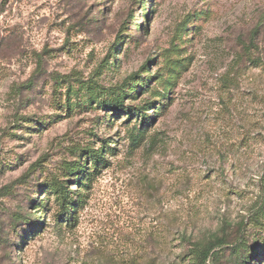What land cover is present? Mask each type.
Wrapping results in <instances>:
<instances>
[{"label": "rangeland", "instance_id": "obj_1", "mask_svg": "<svg viewBox=\"0 0 264 264\" xmlns=\"http://www.w3.org/2000/svg\"><path fill=\"white\" fill-rule=\"evenodd\" d=\"M217 240L264 264V0H0V264Z\"/></svg>", "mask_w": 264, "mask_h": 264}, {"label": "trees", "instance_id": "obj_2", "mask_svg": "<svg viewBox=\"0 0 264 264\" xmlns=\"http://www.w3.org/2000/svg\"><path fill=\"white\" fill-rule=\"evenodd\" d=\"M89 153H90V156L93 157V159H94V161L96 163V161L98 160V158H100V153H98L96 151H93V150H91ZM82 168H84V166H80L79 165L75 169L77 171H80V170H82ZM62 196H63V201L61 203V208H62V211L65 212V211H67V208H69L68 207L69 202H67V200H65L66 197H67L66 194H63ZM222 244H223L222 241L217 240L216 242H213L212 245H209V246L208 245H204V246L197 245L195 247V249L193 250L195 256L193 258H190L188 260V264H205L206 259L209 256L210 251L213 250L214 247L221 246ZM242 259H244V257ZM237 264H242V263H237Z\"/></svg>", "mask_w": 264, "mask_h": 264}]
</instances>
